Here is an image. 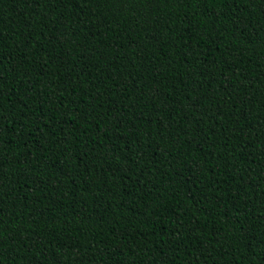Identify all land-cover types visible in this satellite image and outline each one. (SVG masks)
I'll use <instances>...</instances> for the list:
<instances>
[{
  "label": "trees",
  "instance_id": "obj_1",
  "mask_svg": "<svg viewBox=\"0 0 264 264\" xmlns=\"http://www.w3.org/2000/svg\"><path fill=\"white\" fill-rule=\"evenodd\" d=\"M0 264H264V0H0Z\"/></svg>",
  "mask_w": 264,
  "mask_h": 264
}]
</instances>
